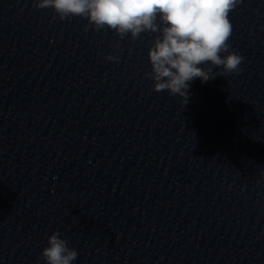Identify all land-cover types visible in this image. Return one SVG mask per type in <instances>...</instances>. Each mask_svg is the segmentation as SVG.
I'll return each mask as SVG.
<instances>
[{"label":"water","instance_id":"1","mask_svg":"<svg viewBox=\"0 0 264 264\" xmlns=\"http://www.w3.org/2000/svg\"><path fill=\"white\" fill-rule=\"evenodd\" d=\"M55 15L0 0V264L54 231L72 264H264V0L229 14L242 70L186 103L145 76L159 32Z\"/></svg>","mask_w":264,"mask_h":264},{"label":"clouds","instance_id":"2","mask_svg":"<svg viewBox=\"0 0 264 264\" xmlns=\"http://www.w3.org/2000/svg\"><path fill=\"white\" fill-rule=\"evenodd\" d=\"M37 9L51 8L60 20L86 18L94 30H112L120 39H137L144 32H159L147 51L151 66L145 76L153 90H167L187 102L190 82L239 73L243 57L230 50L229 14L242 0H33ZM159 21V23H158ZM87 28V26H86ZM227 53L226 55H221ZM117 62V55L105 57ZM213 68L220 69L217 74ZM264 176V173L261 174ZM52 232L39 259L45 264H72L75 249L67 238Z\"/></svg>","mask_w":264,"mask_h":264}]
</instances>
